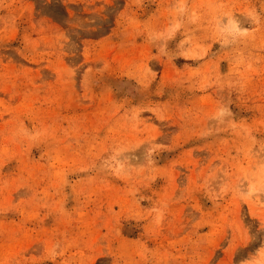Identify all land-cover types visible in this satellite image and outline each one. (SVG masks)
<instances>
[{"label": "rangeland", "instance_id": "rangeland-1", "mask_svg": "<svg viewBox=\"0 0 264 264\" xmlns=\"http://www.w3.org/2000/svg\"><path fill=\"white\" fill-rule=\"evenodd\" d=\"M0 264H264V0H0Z\"/></svg>", "mask_w": 264, "mask_h": 264}]
</instances>
